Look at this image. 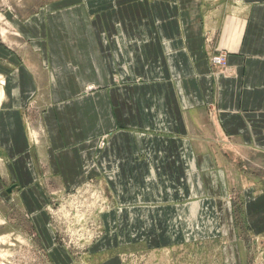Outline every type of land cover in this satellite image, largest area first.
Returning a JSON list of instances; mask_svg holds the SVG:
<instances>
[{
  "label": "crops",
  "instance_id": "obj_1",
  "mask_svg": "<svg viewBox=\"0 0 264 264\" xmlns=\"http://www.w3.org/2000/svg\"><path fill=\"white\" fill-rule=\"evenodd\" d=\"M235 1L58 0L13 17L42 59L0 45V186L43 215L42 183L99 179L113 207L97 264L202 236L229 237L221 264H244L234 215L264 247V0Z\"/></svg>",
  "mask_w": 264,
  "mask_h": 264
},
{
  "label": "rangeland",
  "instance_id": "obj_2",
  "mask_svg": "<svg viewBox=\"0 0 264 264\" xmlns=\"http://www.w3.org/2000/svg\"><path fill=\"white\" fill-rule=\"evenodd\" d=\"M57 1L0 0V45L17 54L31 49L33 59L41 60L40 50L31 48L33 45L14 25L13 17L25 20ZM235 2L234 12L241 4L239 0ZM219 55L222 54L211 55L210 61L220 67L224 65V60L220 64L212 60ZM4 82V75L0 73V103L5 96ZM92 87L94 85L88 86V90ZM26 108L34 129L40 107L31 103ZM30 132L32 142L38 139L37 129ZM42 186L47 190L46 202L42 203L43 215L24 205L17 191L19 187L11 183L0 186V264H97L102 257L95 258L91 248L96 241L104 239L107 233L105 214L113 207L110 195L101 187L99 179L89 178L65 189L54 186V182L42 183ZM196 206L197 203L195 209ZM232 220L237 230L234 242L242 253L243 263L264 264V247L259 244V247L253 248L252 244L260 237L249 234L246 219L242 216L234 215ZM229 241L227 236L223 240L217 236L210 239L202 236L178 242V247H173L169 253L154 256L136 253L125 257L128 264H221L224 250L219 248Z\"/></svg>",
  "mask_w": 264,
  "mask_h": 264
},
{
  "label": "built area",
  "instance_id": "obj_3",
  "mask_svg": "<svg viewBox=\"0 0 264 264\" xmlns=\"http://www.w3.org/2000/svg\"><path fill=\"white\" fill-rule=\"evenodd\" d=\"M224 59V56L223 55H219V57L217 56H214V58L212 59L215 63H219L222 62Z\"/></svg>",
  "mask_w": 264,
  "mask_h": 264
},
{
  "label": "bare ground",
  "instance_id": "obj_4",
  "mask_svg": "<svg viewBox=\"0 0 264 264\" xmlns=\"http://www.w3.org/2000/svg\"><path fill=\"white\" fill-rule=\"evenodd\" d=\"M224 60V59H223ZM80 218H82V217H80ZM78 223V222H77Z\"/></svg>",
  "mask_w": 264,
  "mask_h": 264
}]
</instances>
